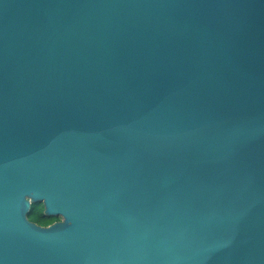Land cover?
<instances>
[{"label":"water","instance_id":"95a60500","mask_svg":"<svg viewBox=\"0 0 264 264\" xmlns=\"http://www.w3.org/2000/svg\"><path fill=\"white\" fill-rule=\"evenodd\" d=\"M0 264H264V0H0Z\"/></svg>","mask_w":264,"mask_h":264},{"label":"trees","instance_id":"16d2710c","mask_svg":"<svg viewBox=\"0 0 264 264\" xmlns=\"http://www.w3.org/2000/svg\"><path fill=\"white\" fill-rule=\"evenodd\" d=\"M28 216L31 221L42 226H48L56 221H60L59 217L45 215V205L42 202L33 203Z\"/></svg>","mask_w":264,"mask_h":264},{"label":"rangeland","instance_id":"374dc122","mask_svg":"<svg viewBox=\"0 0 264 264\" xmlns=\"http://www.w3.org/2000/svg\"><path fill=\"white\" fill-rule=\"evenodd\" d=\"M59 218H60V221H62L63 217L59 216Z\"/></svg>","mask_w":264,"mask_h":264}]
</instances>
